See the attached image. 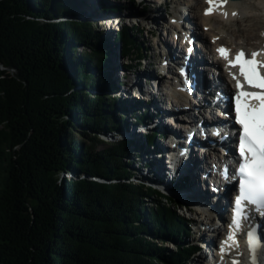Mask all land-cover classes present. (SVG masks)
Returning <instances> with one entry per match:
<instances>
[{
  "label": "trees",
  "instance_id": "obj_1",
  "mask_svg": "<svg viewBox=\"0 0 264 264\" xmlns=\"http://www.w3.org/2000/svg\"><path fill=\"white\" fill-rule=\"evenodd\" d=\"M83 11L81 0H0V264H187L200 248L182 244L179 201L133 180L155 136L133 152L102 138L130 122L112 45L73 19ZM140 38L124 25L114 41L136 67Z\"/></svg>",
  "mask_w": 264,
  "mask_h": 264
},
{
  "label": "bare ground",
  "instance_id": "obj_2",
  "mask_svg": "<svg viewBox=\"0 0 264 264\" xmlns=\"http://www.w3.org/2000/svg\"><path fill=\"white\" fill-rule=\"evenodd\" d=\"M142 1L143 0H141L140 3ZM168 1L169 0H160L159 10L164 5H167ZM198 2H199L198 8H196L191 3H188L189 10L192 14L191 17L193 18L192 20L195 21L196 26L199 27L210 39L214 41L213 42L214 52H216L221 47H226L230 51L237 50L240 47L245 48L250 52L259 49H262V51H264V26H263V31H260L261 22L263 23L264 21V0H241V1L226 0V4L223 7L217 8L211 15H205V10L209 7V5H207L206 3V0H198ZM170 3L171 2H169V4ZM225 13H227V15H225ZM134 14L135 13H133V15ZM100 18L102 19V20L99 19L100 24L101 23L103 24L105 18L110 19L109 21L111 22V25L109 26V32L111 33L113 32V30L116 31L117 29H119L120 25L123 24L122 23L123 20L122 19L117 20L115 15L109 17L103 16ZM158 18H163V17L161 15L158 16L157 19ZM213 18L215 19V23L212 22ZM119 21L120 23H118ZM187 25H190L189 22L187 23ZM215 25H217V27H215ZM243 26H245V29H243ZM227 27L232 29L231 34L235 37L234 39L236 41V44H234L233 46L229 45V42L233 41V39L229 41L228 37L223 33ZM178 29H181V27H179ZM178 29L176 30L174 29L175 32H177ZM117 34L118 31L116 32V35ZM244 40L246 41L245 43L243 42ZM182 57L183 54L178 53L177 58L179 61H182ZM161 68L162 71H160V74L155 75L149 72V73H145V75L143 76L138 75L137 77V79L141 80L142 85L137 84L136 87L141 90H145L146 92L145 94L151 95L150 99H148V104L153 107L155 112L158 113V116L157 114H153V117L155 119L153 125L154 127H158L162 129V132L166 135L165 139L161 140L160 142V145L163 149V155L161 157H157L153 170L149 168L150 171H148V173L143 175H149L148 179L151 178L153 182L154 179L156 178L157 183L160 184V186L165 187V186H172V180L173 183H175L177 181V178H179L181 174L183 175L187 171L192 175V178L189 179V186L187 187V190L183 192L182 194L183 197L187 200H194V201H198V203H203L206 207H208V209L214 208L215 211H217V213L219 214L222 213L221 215H223V217L228 218L229 214H227L225 210V203L227 202V197L224 194H222L218 198L211 196L209 194V185L203 176V173L205 172L204 158H206L205 155L207 154H204V152H202L203 153L202 156V154H200V152L196 150V148H193L191 150V153L187 157H182V158L180 157L179 161L173 162V158L170 159L167 158L170 152L173 150L169 145H166V143L168 142L170 131L175 126L173 121L170 122L171 120L174 119H170L168 114L161 113L166 108L165 106L167 105L168 102H166V99H164L163 101L158 100L159 98L155 96L156 95L155 86L154 89H150L153 86V83L151 82L152 79H149L151 76L154 77L157 75H159V77H163V76L166 77L167 75H164V72L167 71V67L164 65V63H162ZM170 68H173V66L170 65ZM226 70L229 73L230 69L226 67ZM200 76L203 77V74H201ZM143 80H145V83H147V85H144ZM223 80L228 85H231L230 77L227 75V72L224 73ZM126 83L127 82H124V84L123 83L122 84L125 85ZM132 84L133 83L131 81V83L129 82L128 85L131 86ZM132 86L127 87L125 85L123 88L125 89L127 88L130 91ZM159 95L163 96L164 94L160 92ZM134 98L138 99L137 96H134ZM176 98L184 99L186 98V95H184L182 92H179V96H176ZM188 101L189 99L185 101L183 100L185 105H188L189 103ZM175 103H178V101H175ZM170 114L173 113L170 112ZM221 117L222 115H220L219 118L221 119ZM137 134L138 131L136 130H134L132 133L133 136H137ZM178 137L181 138V135L179 134ZM146 170L148 169H145L143 171ZM170 178H172V180H170ZM201 222L204 224L203 221ZM206 225L207 227H209L208 223ZM211 229L209 230L206 229L204 232H202L201 228L197 227V231L193 230V233L196 232V234L198 235L196 236L197 237L196 240H206L208 243H210L211 236L209 237V235H212V233L214 232H218L215 234V236L217 234H221V239L228 236V234L225 233V231H223L221 228L217 231H211ZM227 253H230L232 257L227 256ZM247 254H248V250L241 244V242L239 243L233 242V244L226 246V254H224V256L222 255L220 248H217L216 251L213 252V257L214 259H217V262H219V264H230L231 261L229 259L243 260L245 259ZM226 256L229 259L226 260V258H224ZM261 259H262L261 262L262 261L264 262V246L261 252Z\"/></svg>",
  "mask_w": 264,
  "mask_h": 264
},
{
  "label": "snow or ice",
  "instance_id": "obj_3",
  "mask_svg": "<svg viewBox=\"0 0 264 264\" xmlns=\"http://www.w3.org/2000/svg\"><path fill=\"white\" fill-rule=\"evenodd\" d=\"M206 2L209 7L205 10V15H211L217 8L226 4V0H206ZM217 51L222 58L227 60L230 68L239 69L238 74L230 73L239 90L235 98L236 118L243 127L239 145L242 158L238 170L241 175L240 195L236 198V216L233 221L235 226L239 227L243 217V201H249L264 209V74L259 71L260 68H264V61L257 59L260 52L246 55L241 49L235 58L231 59L229 49L221 47ZM244 81L251 87L262 91H245ZM241 97L251 98L259 104L257 107H253L249 102L242 105ZM249 244L255 250V236L251 232L249 233Z\"/></svg>",
  "mask_w": 264,
  "mask_h": 264
},
{
  "label": "rangeland",
  "instance_id": "obj_4",
  "mask_svg": "<svg viewBox=\"0 0 264 264\" xmlns=\"http://www.w3.org/2000/svg\"><path fill=\"white\" fill-rule=\"evenodd\" d=\"M140 1L141 0H134L133 2H129V0H119V1H115V0H100V1L99 0H86V6H84V12L85 13H83L81 16H78L79 18L76 19V20L86 19V18L89 19V18H91V16H94V15L97 16V13H101L100 8H98L100 6V3L105 5V6L110 5V4H115L117 6H122V8L124 9L123 13L121 14V16L123 17L122 18L123 21H125L127 23L129 22V24L137 25L146 31V37L143 39L141 38V40H142V43L144 44V46L151 48V53H150V56H148L147 65L143 66V68H139L136 66H134L133 68H127L125 66L123 67L124 64H127V58L124 56H121V54L119 52V45L114 44L116 35L114 36L113 32L110 35L108 34V36L110 37V39L108 40L109 43H113L112 47H113L114 53L111 55V57H112L113 65L115 67V73L113 74V77L115 78V81L118 83L117 85H119L120 83H121L120 85H122V81H124V82H127L125 84L127 87H131L130 85H128L129 82L131 83V81L137 79L138 75L143 76V75H145V73H149V72L156 75L157 74L156 72L158 70L160 71V68L162 67L161 61L163 59L161 58L162 55L160 56L158 54V49H159V45L162 42V39H165V35H164V37L161 36V38H160L158 36L159 35L158 33H160V31H162V30L164 31V34L166 33V30H169L171 32L174 31L175 26H174V24H172L170 22L171 16L178 11H181V14H183L184 10H186V6L183 5V4H185L184 1H181L180 4L179 3L177 4L176 0H169L167 5H164L160 10H159L160 0H143V2H141V3H140ZM169 2H171V3L169 4ZM193 5L196 8H198L199 7L198 0H194ZM176 7H177V9H176ZM133 13H135V14L133 15ZM148 13H151L150 15H152V16L158 17V16L162 15V17H165L164 19H166L168 21V23L166 24L168 26V28H165V26L159 20L158 25H156L155 28H153L154 31L157 30V33L155 31V33H153V35H151L150 32H147L148 28L150 27L149 26L150 24H148V26H147V24L145 22V20H146L145 14H148ZM190 15H191V13H190ZM109 20H110L109 18H105V20L103 21V24L107 21L110 22ZM212 22L215 23L214 18L212 19ZM96 25H97V23H96ZM98 26H99V24H98ZM263 26H264V21H263V23L261 22L260 31H263ZM215 27H217V25H215ZM243 29H245V26H243ZM198 31L200 32V30H198ZM231 31H232V29L227 27L223 33L228 37L229 41L233 39V41H230V42L228 41L229 45L233 46L234 44H236V41L234 39L235 37L231 34ZM200 34H201V32H200ZM203 36H204L203 38L206 37L205 35H203ZM243 42L245 43L246 41L244 40ZM83 50L84 49L81 48V49H79V52H83ZM142 64L144 65L145 63H142ZM124 68L126 69L125 71H123ZM126 89L124 91L125 92L124 94L126 97H129L130 96L129 89H127V90ZM150 89H154V86H152ZM127 94H129V95H127ZM127 119L129 120V116ZM131 121H133V119L129 120V122H131ZM147 128L149 130L150 128H153V127L146 126L145 128H140L139 126L138 127L136 126L132 129H130V131H129L130 137L132 136L133 129H134V130L138 131V134H137L138 140L139 141L142 140L143 134H141V131L144 129L147 130ZM89 134L92 135L91 133H89ZM119 135L108 134L106 136H103L102 138H103V140L115 141V140H118V138H121ZM136 166H137V164L135 165V167ZM143 170H145V169H143ZM139 176H140V173L138 171H136V179L138 181H139ZM67 178L69 180L70 177H67ZM73 179H75V177H73ZM191 215L192 214L189 212L186 215L187 219L194 216V215H192V216ZM194 218L198 219V217H196V216ZM195 219H194L193 224H195ZM194 231H197V229ZM194 233H195L194 235L187 237L186 243H190V242L195 243V240L197 238L196 236H198V235L196 234V232H194ZM194 238H195V240H194ZM169 249L170 250L174 249V245L169 244Z\"/></svg>",
  "mask_w": 264,
  "mask_h": 264
},
{
  "label": "water",
  "instance_id": "obj_5",
  "mask_svg": "<svg viewBox=\"0 0 264 264\" xmlns=\"http://www.w3.org/2000/svg\"><path fill=\"white\" fill-rule=\"evenodd\" d=\"M232 1H240V0H232Z\"/></svg>",
  "mask_w": 264,
  "mask_h": 264
}]
</instances>
